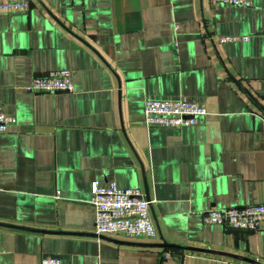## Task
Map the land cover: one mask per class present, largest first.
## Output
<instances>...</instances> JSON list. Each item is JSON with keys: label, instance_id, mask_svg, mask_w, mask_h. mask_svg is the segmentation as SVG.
<instances>
[{"label": "crops", "instance_id": "obj_1", "mask_svg": "<svg viewBox=\"0 0 264 264\" xmlns=\"http://www.w3.org/2000/svg\"><path fill=\"white\" fill-rule=\"evenodd\" d=\"M57 70L73 92L22 89ZM147 99H185L206 115L147 128ZM0 108L14 118L0 135V223L46 231L0 226V264H247L142 246L162 241L264 264V224L201 220L264 204V0H30L0 14ZM110 181L148 195L154 240L93 236L90 185Z\"/></svg>", "mask_w": 264, "mask_h": 264}, {"label": "built area", "instance_id": "obj_2", "mask_svg": "<svg viewBox=\"0 0 264 264\" xmlns=\"http://www.w3.org/2000/svg\"><path fill=\"white\" fill-rule=\"evenodd\" d=\"M220 5L251 8L253 0H213ZM30 7V0H0V14L23 13ZM220 43L246 42L248 37H218ZM33 94L71 93L74 85L69 70L51 71L34 77L22 88ZM206 115L203 105L187 101L147 99L143 105L144 124L147 128H178L195 125ZM264 123V115L262 116ZM14 118L0 108V135L6 133ZM88 201L95 211L94 234L96 237L121 236L124 240H154L157 236L150 215L151 201H146L139 189H121L110 181L100 186L90 185ZM206 225H220L231 229L255 232L264 224V204H250L228 209H209L202 213ZM40 264H63L59 258H43ZM228 264H239L229 262Z\"/></svg>", "mask_w": 264, "mask_h": 264}, {"label": "water", "instance_id": "obj_3", "mask_svg": "<svg viewBox=\"0 0 264 264\" xmlns=\"http://www.w3.org/2000/svg\"><path fill=\"white\" fill-rule=\"evenodd\" d=\"M144 198L146 199V201H150V198L148 197V195L145 193ZM151 209V206H150ZM0 226H5V227H12V228H20V229H24V230H30V231H39V230H35V229H27V228H22V227H16V226H12V225H5V224H1ZM234 231H239V232H243L239 229H232ZM39 232H46V231H39ZM244 232H248V231H244ZM89 235V234H88ZM93 236H96L95 234H93ZM100 238H105V237H100ZM124 244H129V245H141V244H137V243H124ZM142 246H147V247H158V248H162V249H170V250H175V251H184V252H194V253H202V254H207V255H213V256H218V257H223V258H227V259H232V260H236V261H240L243 263H247V264H262L256 260L250 259V258H246V257H242L239 255H235V254H231V253H225V252H220V251H214V250H210V249H202V248H196V247H183V246H179V245H174V244H168L165 241H162V243L160 244H145ZM176 258H179V255H174Z\"/></svg>", "mask_w": 264, "mask_h": 264}]
</instances>
